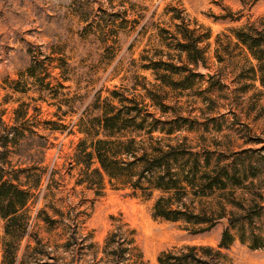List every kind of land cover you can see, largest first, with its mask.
<instances>
[{"label": "rangeland", "instance_id": "obj_1", "mask_svg": "<svg viewBox=\"0 0 264 264\" xmlns=\"http://www.w3.org/2000/svg\"><path fill=\"white\" fill-rule=\"evenodd\" d=\"M177 24L206 36L200 68L212 73L214 82L213 76L180 69L169 84L154 73L157 60L198 67L176 48ZM243 26L264 29V0H0V117L13 125L15 110L24 105L29 119L26 138L20 147L11 146L7 164L36 166L31 174L42 176L28 209L43 244L25 236L15 264H159L162 251L190 252L192 246L214 249L197 250L198 264H264V86L257 61L231 31ZM96 93L102 108L89 106ZM106 98L123 112L126 124L132 117L145 121L135 134L146 149L158 144L145 133L151 125L172 127L171 135L160 130L152 135L162 145L198 148L212 167L219 163L236 175L241 183L228 185L227 200L218 197L219 190L185 197L195 211L222 215L213 226L194 232L208 225L158 216L157 204L171 192L147 187L146 180L135 190L107 175L82 181L99 163L93 159L86 170L76 154L92 150L103 135L83 133L81 119L101 115ZM64 99L69 105L60 107ZM130 99L147 111L133 110ZM240 203L260 204L261 212L251 222L240 219ZM43 208L54 224L38 217ZM225 229L234 240L220 248ZM253 233L262 238L258 247ZM3 236L0 223V264H6Z\"/></svg>", "mask_w": 264, "mask_h": 264}, {"label": "trees", "instance_id": "obj_2", "mask_svg": "<svg viewBox=\"0 0 264 264\" xmlns=\"http://www.w3.org/2000/svg\"><path fill=\"white\" fill-rule=\"evenodd\" d=\"M231 31L238 42L245 46L250 55L257 61L256 67L261 73L260 81L264 86V29L243 26L231 28ZM176 33L177 36H174L176 48L181 52H185L189 62L198 67L193 70L188 65L178 66L164 60L155 61L154 66L150 67L159 79L169 84L173 83L169 82L172 79V74L179 73L180 69L192 72L193 76H202L198 70L205 61L204 49L200 46L201 42L206 39L204 34H196V29L182 27L181 24H177ZM181 55L179 54V57ZM162 65L164 67L161 68ZM161 69L166 72L162 73ZM250 70L255 74L256 68L254 65L251 66ZM29 71H31V68ZM67 79L69 80V78ZM210 81L214 82V75ZM46 85L49 88V84ZM112 94L114 97L119 95L117 91H113ZM76 96L78 95L76 94ZM150 98L154 104L163 108V104L156 100L155 96L150 95ZM69 101L70 99H64L59 103V106L62 107L65 103L69 105ZM105 101L108 102V98ZM130 101L135 103L134 99H130ZM92 103V106L89 105L90 107L94 109L102 108L99 102V94L96 93ZM34 109L36 111L40 110L38 106H35ZM116 109V106L108 102L101 115L93 118L83 116L84 118L81 119V122H85V125L82 124L81 126L83 133L91 137H95L99 133L103 135L92 144V150L83 149L76 154L77 163L84 165L86 170L91 168L93 159H96L99 163L92 172H85L84 177L86 178H82V181H89L87 177L97 176L102 179L103 176L107 175L110 180L116 178L129 183L131 189L135 190L142 188L143 182L146 180L147 187L171 192L169 196L163 198L157 204L156 212L158 216L170 221L183 220L194 226L208 225L206 227L201 226L202 228H194V232H201L213 226L222 215L214 217L205 214V212L195 211L185 201V197L189 193L198 197L210 195L219 190L218 197L226 199L228 185L230 183H241L236 179V175L231 174L225 165L217 163L212 167L208 155L206 154V157L201 155L202 153L200 154L198 148L186 146L183 142L162 145L161 138H154L152 135L155 130L171 135L174 133L172 127L157 128L155 125H151L145 133L151 142H158V144H153L151 148L146 149L142 145L143 141L138 142L136 140L135 134L145 129V121L142 119L137 122L136 118L132 117L131 124H126V120L123 119V112ZM132 109L139 113L147 111L146 107L143 109L142 105L138 103H135ZM26 115L27 109L24 105H21L15 110V124L5 125L0 117V223L3 225L4 230L1 244L2 257L6 264L18 262L19 243L25 236H29L38 244H43L41 237L34 230L35 223L33 224V216L29 214L28 209V202L34 195L33 190L40 189L42 176L37 173L31 174L32 169L37 168L36 166L9 168L7 164L11 146L20 147L19 145L26 138L25 131L29 125V119ZM124 133H127L126 136H124ZM201 156H203L202 160H200ZM24 173L28 176H25L23 180L22 174ZM33 176H37L36 180H33ZM229 199L234 200L231 197ZM238 205L244 210V214L239 216L240 219H247L251 222L253 215H259L261 212L258 210L261 207L260 204L244 206L240 203ZM53 209L62 217L64 216L63 211L54 207ZM38 217L47 225H52L57 221L44 208L39 210ZM227 221L228 224L235 225L232 220ZM240 237L243 239V235H240ZM260 239H262L261 236L253 233L252 241L256 242L253 246H260L261 244L257 242ZM233 240L234 235L228 229H225L219 247L226 248ZM190 250V252L182 251L180 253L162 251L157 260L159 264H198L202 262V256L196 253L197 250L206 251L209 254L214 251L212 247L205 246L199 248L192 246Z\"/></svg>", "mask_w": 264, "mask_h": 264}, {"label": "water", "instance_id": "obj_3", "mask_svg": "<svg viewBox=\"0 0 264 264\" xmlns=\"http://www.w3.org/2000/svg\"><path fill=\"white\" fill-rule=\"evenodd\" d=\"M198 71H199L200 73L207 74L209 78H211V77L213 76V74L210 73V72H209L207 69H205V68H200Z\"/></svg>", "mask_w": 264, "mask_h": 264}]
</instances>
